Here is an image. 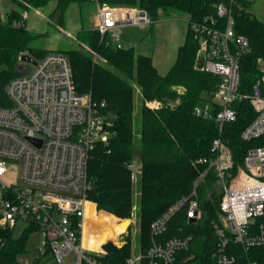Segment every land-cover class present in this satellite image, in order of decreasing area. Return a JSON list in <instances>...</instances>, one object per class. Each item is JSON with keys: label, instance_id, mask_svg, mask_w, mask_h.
I'll use <instances>...</instances> for the list:
<instances>
[{"label": "trees", "instance_id": "16d2710c", "mask_svg": "<svg viewBox=\"0 0 264 264\" xmlns=\"http://www.w3.org/2000/svg\"><path fill=\"white\" fill-rule=\"evenodd\" d=\"M51 1L57 6L50 19L62 26L71 5L76 4L83 17L87 6L98 2L146 10L151 16L149 27L152 32L154 23L162 16L177 14L189 18L175 63L165 75L160 74L152 57L137 54L134 48L117 49L109 45L108 35L102 39L97 29L81 28L77 34L78 48L61 52L71 62L77 92L90 93L99 105L104 102L103 115L110 123L111 136L90 154L88 175L92 187L87 194L91 203L88 208L90 212L96 211L101 226L116 224L117 218L129 219L133 209V184L127 166L137 162L141 166L138 185L144 231L142 251L146 252L152 244L151 225L179 200L191 195L195 182L208 169L206 163L217 156L216 140L231 153L233 166L229 173L232 176L244 166L250 149L264 146V137L250 142L241 138L254 117L247 100L234 103L237 119L226 123L222 129L215 120L194 114L196 106L216 93L220 79L195 66L199 45L193 24L216 15L221 4L233 8L236 34L245 37L249 43L248 50L239 59V92L249 94L264 68V22L249 13L248 0H29L28 3L41 8ZM15 2L19 8L7 13L6 22L0 23V103L4 106L9 105L7 84L22 75L19 56L27 53L40 61L53 53L37 43L47 38V33L35 34L27 30L20 10H27L28 6L18 0ZM15 23L20 25L14 26ZM136 89L141 94L138 112ZM154 101L161 102L162 107L152 110L147 106ZM219 110L220 107H214L215 113ZM199 160L206 162L199 164ZM218 186L216 171L208 170L204 181L196 188L201 218L189 220L185 207L176 213L162 237L163 240L192 237L189 249L179 255L181 264H216L213 253L218 238L214 225L219 223L223 198ZM94 226L89 223L86 230L99 247L106 236L95 232ZM29 237L30 232H25L15 238L13 231L0 228V264H22L19 259L27 253ZM105 248L107 254L100 260L106 264H124L130 257L129 245L116 248L107 244ZM229 254L237 257L235 264H264V246L245 251L241 246L231 244ZM29 264L42 263L35 260Z\"/></svg>", "mask_w": 264, "mask_h": 264}, {"label": "built area", "instance_id": "2783aa9c", "mask_svg": "<svg viewBox=\"0 0 264 264\" xmlns=\"http://www.w3.org/2000/svg\"><path fill=\"white\" fill-rule=\"evenodd\" d=\"M18 1L26 4L29 0ZM23 19L27 20V14ZM4 22L6 15L0 13V23ZM151 23L144 9L97 3L95 27L102 39L108 35V44L117 49L124 47L119 35L123 27L145 28ZM234 26L233 8L225 4L217 7L216 15L193 24L199 45L195 66L220 79L216 93L196 106L194 114L215 120L222 129L237 119L234 103L247 100L254 117L241 138L250 142L264 137V68L251 93L241 94L239 59L249 43L236 34ZM25 55L18 61L28 72L7 84L9 105L0 103V228L14 232L19 226L23 233L38 234L40 259L51 257L57 264H106L100 260L102 252L84 244L87 225H99L96 211L88 208L91 203L87 194L92 187L88 166L91 152L111 136L110 123L103 115L106 104L99 105L90 93L77 92L71 62L65 54L50 53L31 71L22 61ZM147 106L158 110L162 103L154 101ZM215 106L220 107L217 113ZM223 147L220 140L214 142L217 156L206 163L208 169L195 182L191 195L153 222L149 249L124 264H181L179 255L189 249L192 237H162L176 213L185 207L189 220L201 218L196 188L210 169L216 171L223 193L219 223L214 225L218 238L213 253L216 264L236 263L237 257L229 254L231 244L245 251L264 246V146L249 150L235 176L229 173L231 153L229 164L222 166ZM14 163L21 164L22 182L5 184L1 179ZM127 168L134 178L141 174V166L135 161Z\"/></svg>", "mask_w": 264, "mask_h": 264}, {"label": "rangeland", "instance_id": "374dc122", "mask_svg": "<svg viewBox=\"0 0 264 264\" xmlns=\"http://www.w3.org/2000/svg\"><path fill=\"white\" fill-rule=\"evenodd\" d=\"M248 1H250V5L248 6L249 13L259 21L264 22V0ZM22 4L28 6L27 10H20L22 14H27V30L35 34H48L47 38H43L37 42L48 50V52L67 53L70 50L77 49L79 45L77 38L78 30L83 27L87 30H94L90 28L92 25L89 23L91 21V13L93 10L97 13L96 4L87 6L83 15V22L79 12L75 13L73 10H70V12L67 11L63 26L59 25L58 21L55 22L50 19V4L41 7L39 11L37 10L39 8H34L29 5V3ZM17 8L19 7L15 0H0V13L6 14ZM188 20V16H180L177 14L162 16L160 20L154 23L153 32L150 30V27L143 28L138 26H126L119 31L120 40L125 48H134L137 54L152 57L153 64L160 74L165 75L175 63L178 48L184 41ZM27 67L31 71L34 66L28 64ZM21 72L24 74L27 73L28 70H21ZM135 104L137 105L138 112V107L141 105V94L138 89H136L135 92ZM229 155V150L223 147L221 154L222 166L229 164ZM21 169L20 163L12 164L9 167L8 175L3 177L1 181L5 184L21 183ZM140 175L141 174H136L135 178L132 176L133 209L131 217L129 219L117 218L116 224H105L106 226L94 224L95 232L103 233L106 237L99 244V247H96L95 239L92 237L91 233L86 230L85 233L92 239V241L90 238H86L85 246L92 247V245L95 244V247L99 252H102V255L107 254L105 248V245L107 244H112L116 248H123L124 246L129 245L130 257L143 252L142 239L144 238V231L141 227L139 209L140 190L138 185ZM217 190L220 193L222 192L220 185ZM22 234V228L19 226L13 232L15 238L21 237ZM39 242L40 237L38 234L30 236L27 242V253L23 255L19 261L22 264H29L35 260H40L42 264H57L51 257L40 259L37 253ZM90 254L93 256L96 255L94 251H90Z\"/></svg>", "mask_w": 264, "mask_h": 264}, {"label": "crops", "instance_id": "0c3cea01", "mask_svg": "<svg viewBox=\"0 0 264 264\" xmlns=\"http://www.w3.org/2000/svg\"><path fill=\"white\" fill-rule=\"evenodd\" d=\"M50 6H51V10H50V13H49V15H51L53 12H54V10L56 9V6H57V3L55 2V1H51L50 3ZM97 6V5H96ZM41 8H39V9H37L38 11L40 10ZM70 10H73V11H75V13H77V12H79V14H80V10H79V7L76 5V4H73V5H71L70 7H69V9H68V11L70 12ZM2 15H7V13L6 14H3V13H1ZM81 15V14H80ZM95 16H96V12H95V10H93V12L91 13V21H90V25H92L90 28L91 29H95L96 27H95ZM82 18V22H83V20H84V17H81ZM82 26H83V24H82ZM81 28V27H80ZM79 31V30H78ZM173 66V65H172ZM171 66V67H172ZM170 70V69H169ZM168 70V71H169ZM167 71V72H168ZM31 236V235H30Z\"/></svg>", "mask_w": 264, "mask_h": 264}, {"label": "water", "instance_id": "95a60500", "mask_svg": "<svg viewBox=\"0 0 264 264\" xmlns=\"http://www.w3.org/2000/svg\"><path fill=\"white\" fill-rule=\"evenodd\" d=\"M122 6H126V5H122ZM22 61L24 63H27V64H30L34 67H36L38 65V62L37 60H35L33 57L29 56V55H25L23 58H22ZM20 71L23 70V66H20ZM35 142V141H33ZM0 246H1V243H0Z\"/></svg>", "mask_w": 264, "mask_h": 264}, {"label": "bare ground", "instance_id": "6f19581e", "mask_svg": "<svg viewBox=\"0 0 264 264\" xmlns=\"http://www.w3.org/2000/svg\"><path fill=\"white\" fill-rule=\"evenodd\" d=\"M86 238H90V237L85 233V235H84V244H85V239H86ZM90 239H91V238H90ZM91 241H92V239H91ZM92 243H93V242H92ZM93 247H95V244L92 245V248H93ZM95 248H96V247H95Z\"/></svg>", "mask_w": 264, "mask_h": 264}]
</instances>
